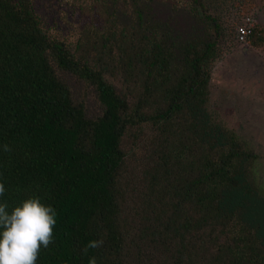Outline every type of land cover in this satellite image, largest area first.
<instances>
[{
    "label": "trees",
    "instance_id": "trees-1",
    "mask_svg": "<svg viewBox=\"0 0 264 264\" xmlns=\"http://www.w3.org/2000/svg\"><path fill=\"white\" fill-rule=\"evenodd\" d=\"M175 2L95 0L72 47L35 0H0V203L55 210L36 264H264L258 155L209 107L225 34L205 0L183 5L182 31L156 14ZM245 45L264 46L256 25ZM143 139L144 153L128 147Z\"/></svg>",
    "mask_w": 264,
    "mask_h": 264
},
{
    "label": "rangeland",
    "instance_id": "rangeland-1",
    "mask_svg": "<svg viewBox=\"0 0 264 264\" xmlns=\"http://www.w3.org/2000/svg\"><path fill=\"white\" fill-rule=\"evenodd\" d=\"M187 1L176 0L178 8L159 3L155 12L163 20L173 19L182 31L192 20L183 7ZM205 3L225 34L223 53L212 69L210 111L256 152L254 179L264 188V46L252 47L235 41V29L246 17L253 18L258 32L264 33V4L260 0H205ZM94 6L95 0H35L36 12L49 34L72 47L80 39L84 41L88 22L95 14ZM66 80L75 97L86 102L89 113L97 114L93 91L71 76H66ZM145 143L146 139L138 143L130 141L128 147L134 146L144 153L141 144Z\"/></svg>",
    "mask_w": 264,
    "mask_h": 264
},
{
    "label": "clouds",
    "instance_id": "clouds-1",
    "mask_svg": "<svg viewBox=\"0 0 264 264\" xmlns=\"http://www.w3.org/2000/svg\"><path fill=\"white\" fill-rule=\"evenodd\" d=\"M5 151H9L7 145ZM5 193V185L0 182V196ZM7 203H0V264H36L41 246L47 248L53 239L56 212L45 206L39 198H29L11 214ZM103 240L90 241L88 248H98ZM89 264H97L93 256Z\"/></svg>",
    "mask_w": 264,
    "mask_h": 264
},
{
    "label": "built area",
    "instance_id": "built-area-1",
    "mask_svg": "<svg viewBox=\"0 0 264 264\" xmlns=\"http://www.w3.org/2000/svg\"><path fill=\"white\" fill-rule=\"evenodd\" d=\"M255 26L254 20L251 17L244 18L243 22L237 26L236 35L237 40L241 44H246L252 30Z\"/></svg>",
    "mask_w": 264,
    "mask_h": 264
}]
</instances>
